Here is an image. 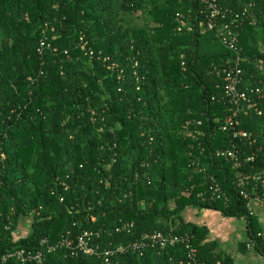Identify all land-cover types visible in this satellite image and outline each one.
Instances as JSON below:
<instances>
[{"label":"trees","instance_id":"obj_1","mask_svg":"<svg viewBox=\"0 0 264 264\" xmlns=\"http://www.w3.org/2000/svg\"><path fill=\"white\" fill-rule=\"evenodd\" d=\"M252 1L257 23L239 34L244 88L264 87V0H221L236 9ZM205 9V0H0V264H94L63 249L44 263L14 256L86 229L101 232L94 240L102 247L154 231L189 233L199 261L234 264L207 241V227L185 222L192 206L246 221L253 247L247 240L242 252L264 256V225L241 194L239 170L219 154L237 145L240 171L264 172V114L242 118L256 145L222 129L234 107L214 66L233 52L200 31ZM43 36L54 51L41 56ZM257 106L264 111V99ZM211 184L222 189L217 197ZM128 222L131 232H117ZM188 258L178 244L127 253L120 264Z\"/></svg>","mask_w":264,"mask_h":264},{"label":"built area","instance_id":"obj_2","mask_svg":"<svg viewBox=\"0 0 264 264\" xmlns=\"http://www.w3.org/2000/svg\"><path fill=\"white\" fill-rule=\"evenodd\" d=\"M205 7L204 13L206 18L200 23V31H213L220 43L233 52V55L229 57L225 63L221 62L214 66V72L222 80L225 94L234 107L231 115L225 120L222 129L233 132L234 138L239 141L249 145H256L258 142V135L242 127V118L243 116L249 117L252 113L259 116L264 114V111L257 106L260 101L264 99V87H252L250 85L245 88L243 87L245 76L243 63L248 58L243 55V49L239 45L241 27L247 22L250 24L257 23L254 11L256 2H249L248 5L243 6L241 9H236L231 6H226L221 0H205ZM178 16L181 19L185 17L183 14H178ZM188 29L191 30L192 26L189 25ZM48 49L54 51V49L51 48L48 37L43 36L38 52L43 56ZM55 51H57V49H55ZM98 55L97 58L104 61L109 69L119 68V64L114 62L111 56L104 55L103 52H100ZM89 57L91 60L96 58V52L90 51ZM260 63L263 64V60H260ZM122 74L121 76H123ZM29 80L32 83L35 81L33 77H30ZM197 124H201V121H198ZM219 154L232 161L234 169L237 171L239 170L238 179L240 182L241 194L245 199L250 201L251 213L255 214L256 209L254 205L264 207V172L254 173L250 176L245 175L242 170L240 171L243 166L241 160V154H243V152L237 145H234V147L230 149L219 150ZM255 157L256 155L247 156L246 161H254ZM253 181L256 183L252 184ZM260 184L262 187L261 191ZM209 193L211 197L214 198L222 193V189L217 184H211ZM62 200L64 199L62 198ZM261 223L264 225V219H262ZM133 227V223H124L117 228V232H131ZM259 236L264 238V229L259 233ZM94 237H96V239L101 238V232L86 229L83 230L76 239L66 237L55 243H51L48 239H44L41 242L42 248L36 252L21 249L18 250L14 256L25 263L32 261L44 263L47 261L48 253L63 249L69 252L73 257H78L80 255L95 257L96 262L94 264H120L121 257L130 252L143 255L146 250L151 248L163 250L178 244H184L186 249H188L189 255L187 264H207L198 260L197 248L192 244L193 235L189 233H175L173 230L168 233L154 231L151 233H143L136 241L130 242L128 245L124 242L118 244L110 242L109 245L105 247L97 244ZM247 240H249L253 246L252 237L249 236ZM5 260L7 259L5 258Z\"/></svg>","mask_w":264,"mask_h":264},{"label":"crops","instance_id":"obj_3","mask_svg":"<svg viewBox=\"0 0 264 264\" xmlns=\"http://www.w3.org/2000/svg\"><path fill=\"white\" fill-rule=\"evenodd\" d=\"M255 215L262 221L264 219V207L254 205ZM185 222L207 227L209 235L207 241L218 242L219 251L234 258V264H264V256L254 248L242 252L241 245L249 237L246 221L231 218L219 211L190 207L183 213Z\"/></svg>","mask_w":264,"mask_h":264},{"label":"rangeland","instance_id":"obj_4","mask_svg":"<svg viewBox=\"0 0 264 264\" xmlns=\"http://www.w3.org/2000/svg\"><path fill=\"white\" fill-rule=\"evenodd\" d=\"M136 21L139 23V24H142L143 22H144V20H142V16H141V13H137L136 14ZM23 224L24 223H26L27 222V219H23ZM23 228H24V225H22V227L18 230V232H17V235L19 236V237H22L23 235H26V231H28V230H26V229H24V231H23ZM28 229L31 231V227L30 226H28ZM249 242V247H253L252 246V243H250V241H248ZM252 249H254V248H252Z\"/></svg>","mask_w":264,"mask_h":264}]
</instances>
